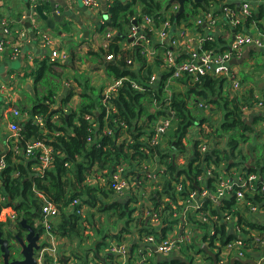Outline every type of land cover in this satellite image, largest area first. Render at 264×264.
<instances>
[{
	"label": "trees",
	"instance_id": "16d2710c",
	"mask_svg": "<svg viewBox=\"0 0 264 264\" xmlns=\"http://www.w3.org/2000/svg\"><path fill=\"white\" fill-rule=\"evenodd\" d=\"M219 1L203 0L202 4H196L187 0L184 3V13L178 17L175 13L167 12L173 5L171 0H130L125 4L111 2L106 9L109 20L105 24L112 31L107 45L109 47L100 48L90 54L99 58L102 55L114 56V63L104 66L105 75L127 79L116 94L104 98L102 85H92L89 77L75 71L70 79L80 88L79 102L75 109L68 113L63 110H50V104L62 85L58 65L46 60L40 64L32 89L26 93L31 94L33 105L26 111L29 119L23 121L19 127L15 143L18 153L11 149L0 153V161H3V167L0 169V195L4 198V201H0V213L4 214V217H0V231L3 238L9 239L15 231L21 232L20 222L23 219L35 232L43 235L45 230L41 223V209L48 202L59 208L58 215L49 220V234L65 242L69 257L80 264H111V245L123 244L127 236L137 235L141 240L148 235L166 237L170 227L181 218L183 206L178 203L177 197H185L187 189L197 190L198 177H202L204 168L210 164L219 167L223 163L227 169L237 167L259 177L253 188L246 190L244 195L252 204L262 202L264 191L261 192L260 189L264 182V148L258 151L256 138L260 131L255 130L254 125L264 121V115L260 113L247 116L241 110L243 105L250 104L253 97L250 95L248 99L244 97L240 100L231 94L224 96L223 91L227 90H224L223 83L228 80L229 75L218 78L204 75L196 81L184 75L171 82L178 88L166 93L165 89H170V85L166 87L170 77L167 72L163 71L158 80L150 82L154 72L158 67L161 68L160 58L155 57L149 61L141 56L139 45H131L128 51L123 52L118 44L123 36L125 38L132 19L138 24L141 16H148L155 26L167 20L170 27H177L182 21L187 27H194L191 21L199 15V11L206 10L210 2ZM229 7L234 10L233 6ZM244 18L247 27L253 23L257 30L264 34L260 23L264 19L262 6L258 8V12L251 11L250 16ZM195 29L201 30V27L196 26ZM210 38L202 42L199 52L210 50L221 53L227 50L220 47L221 43ZM254 54L250 52L249 57ZM260 54L264 56V53ZM73 58L72 55L71 59ZM127 60H130L129 65L126 64ZM132 82L141 90L134 89ZM202 102L209 109L207 115L203 113L204 108L199 106ZM151 108L153 112L150 111ZM216 111L221 115L219 121L213 124L212 114ZM169 114L172 127L164 137L167 147L163 146L164 142L153 146L146 143L147 137L153 133L155 121L160 116ZM54 116H57V119H54ZM37 118L44 121L43 129L36 124ZM205 125L210 129L203 135L211 147L201 154L198 150L199 140L196 138L204 131L201 126ZM197 127L199 131L195 138L190 140L189 148H186L183 141L192 128ZM220 139H223V147H219ZM33 140L41 141L52 150V163L43 171L32 170L36 161L26 160L21 155H24L26 144ZM242 145L246 146L245 151ZM180 156L184 160L182 165L178 164ZM149 159L159 167L154 174L159 176L160 188L152 191L151 209L146 210V215L142 209L134 215L136 209L131 208L128 202H109L107 199L113 192L108 190V187L88 184V179L93 177L92 173H102L108 180L110 174L119 166L124 168V173L130 177V181L137 179L138 174L146 177L143 165L141 169H137L136 165L143 161L148 165ZM181 176L182 190L178 194L175 192V184ZM210 187H213V184ZM234 189L236 190V187ZM235 190L230 193L231 197L224 202L222 208L220 205L223 200L217 202L219 208H216V202L211 199H205L201 203L196 212L201 211L203 215L206 210L211 209V215L215 217L212 221L207 219L201 222L197 219L198 216L188 218L193 219L192 223L205 232L204 242L210 232L208 228L211 229L213 225L223 244L234 238L232 235H226L224 224L219 222L223 217V209L235 206ZM74 199L81 201V207L86 205L89 209L97 208L106 214L111 211L116 215L113 227L117 230L110 232L93 227V235L95 233L98 240L93 247L85 246L92 238L84 235L85 222H90L92 214L77 215L78 206L70 208ZM11 214L15 216L14 221L8 217ZM154 214L158 226L151 223ZM246 226L249 230H257L264 235L262 224L248 223ZM248 231L244 230V236ZM249 240L246 242H252ZM47 244L45 241L43 246L47 247ZM108 245V251L102 257L105 261L102 262L99 258L100 250ZM89 251L93 253V259L88 257ZM61 252L59 246L56 255L60 259ZM204 256L209 259L207 253H204ZM69 257L64 258L68 260ZM47 260L44 259L43 264H47Z\"/></svg>",
	"mask_w": 264,
	"mask_h": 264
},
{
	"label": "crops",
	"instance_id": "0c3cea01",
	"mask_svg": "<svg viewBox=\"0 0 264 264\" xmlns=\"http://www.w3.org/2000/svg\"><path fill=\"white\" fill-rule=\"evenodd\" d=\"M129 1L130 0H97L98 6L94 9H90L79 0H33L30 9H27L26 0H0V43H3L4 46V49L0 51V153L10 150L12 147V140L14 139L11 138V134L8 130L9 110L17 109L20 112L18 119L19 127L23 121L29 119L27 112L22 111L19 104L23 100V94L31 91L36 70L43 61L46 60L48 63H51L49 59L53 58L55 64L59 67L58 70L61 72V75L67 78L62 88H60L58 94L55 96L53 103L50 104V110H63L68 113L72 110L71 108L75 109L79 102L78 93L80 92V88L77 87L70 78L74 72L77 71L91 79L92 73H90L89 70H99L97 73L100 74L104 70L105 63H114L115 59L111 61L106 60L105 57L107 55H102V57L99 58L90 53L98 51L100 48L108 49L109 47H107V45L111 36L108 37V34L111 33L112 35V31L110 27L105 26L106 22L109 20L106 11L107 6L111 2L125 4ZM172 3L173 5L167 10L168 13H173L172 10L175 5L178 7L176 2ZM244 3L250 5L252 12H258V8L261 6L264 8V0H220L219 2H210L206 10H200L199 14H209L213 22H205L198 26L201 27V30L195 29V27H187L185 22L183 23L182 21L177 25L175 33H172L171 26L168 30L166 39L162 41V39L159 38V33L163 23L158 26H155L153 23V30L146 32V38L149 40L152 49L153 47L159 49L162 45L171 48L170 46L173 43L172 50L176 53L178 60H185L189 57L188 54L191 50L200 49L202 41L208 36L212 37V40L221 43V48L226 49L237 34H258L264 38V34L257 30L255 24L252 23L249 27L244 24L245 18L240 14L241 5ZM229 5L233 6L234 10H232ZM36 6H39L42 13L52 21V27H48L46 23L39 18L35 9ZM104 14H106V17H104ZM19 18L22 19L23 23L17 22ZM2 22L10 28L9 33H4L1 26ZM260 23L264 28V19H262ZM25 24H30V27L26 28ZM131 24L133 23L130 22L129 26H131ZM237 25L240 28H237ZM181 29L185 30L183 37L178 36ZM42 34L49 36V43H44L42 41ZM130 40L131 39L127 38V36H125V38L124 36L122 37V40L118 42L121 51L126 52L131 48L133 41ZM71 42H76V45H72ZM68 45L70 46L69 49ZM64 46L68 50H64ZM15 49L17 50L16 54L14 52ZM245 49L246 48H244V50ZM72 55L74 57L84 55L82 59L83 65L80 66L78 62L73 61L74 58L73 60L71 59ZM244 61L249 62L247 67L252 64L258 65L255 62L254 56L248 57ZM258 66L263 67L259 70L258 74L253 73L252 75H248V71L245 68L243 69V77L250 79L246 80L247 84H244L243 91H249V96L251 95L253 97L252 99L264 101V60L262 64ZM162 69V67L160 69L158 67L157 71L154 72L156 80L162 75ZM235 71L237 72L238 70ZM255 76H257L256 82L254 81ZM108 78L112 79L114 76L108 75ZM241 81L243 82L244 80ZM97 85L98 84H96V86ZM102 87H104L105 90V85ZM224 90H226V88H224ZM260 113L264 115V108H254V111L246 113V115L249 116ZM195 136L196 133L194 134V138ZM21 155L25 158L23 154ZM148 161H150V163L146 165L149 169L150 167L152 168V165H154L155 169H159L157 163L153 164L150 159ZM220 165L221 166L216 167L214 164H210L204 168V174L201 178L203 179L205 188H209L211 184L215 186L219 180H228L232 184H237L241 170L237 167L227 169L226 164L223 163ZM143 167L146 169V166ZM91 175L94 179L90 180L89 183L107 188L108 180L103 177L102 173L94 172ZM127 177L129 178V185L121 195L114 194L117 197H114V199L111 200L112 202L120 200L131 204V200L136 196V191L141 188L145 180L150 189L152 188L153 191L156 189L154 180L142 177L139 174L137 179L131 181L130 177ZM140 194L142 199L146 198L144 192H140ZM229 197H231V195L222 199L221 208L224 206V202L228 201ZM253 204L258 208L255 214L251 213L250 208L245 203H238L236 201L235 206L233 205L232 208L223 209V217L219 223L224 224L226 235H232L234 237L226 242V244H223V242L219 240L220 236L216 235L214 225L211 229L208 228L210 232L207 241L204 242L203 236L205 232L192 223L193 219L188 220L187 218L186 221L178 220L175 222L166 233V236L179 239L188 232L187 241L181 243L176 251L162 256L164 259L159 260L157 258L153 246L141 247L140 243H143L141 242L143 239H139L137 235H130L126 237L124 242L128 249L127 256L121 257L109 251V253L113 255V263L111 264H120L123 260L139 263L147 256L148 259L146 260V264H195L196 259L197 263L211 264V258L208 255L209 259L204 256L205 252L202 249L204 246L217 255V264H226L234 257H239L243 260L253 259L259 263L264 259V244L258 242L254 243L253 241L249 242V237L256 238V236L261 233L257 230H249L246 225L248 223H257L264 226V199L259 204ZM216 208H219V203L216 204ZM150 209L151 201L149 196V198H146V210L148 211ZM146 210L144 211L145 215ZM196 211L197 210L192 211L191 218L201 215V211ZM209 220L212 221V217H210ZM154 226H158V222L154 223ZM244 230H249L245 236L243 233ZM212 233H214V235H212ZM41 237L42 248L38 253V264H43V259L41 257L45 256L44 249L46 248L43 246L45 235ZM239 239L249 240L247 242L248 246L244 248L241 245H237L235 241ZM56 241L57 244H62V241H59V239ZM192 244L197 247L195 253L192 252ZM109 245L107 248L102 247L100 250L101 256H99V258H101L102 262L105 261L102 257L104 253L108 251ZM181 246L183 249L180 248ZM57 248L58 245L55 249L57 250ZM140 248H143L144 254L138 253L137 249ZM66 249H68L67 245ZM240 252L243 254L242 256H239ZM61 256L63 264H80L78 261H72L70 259L72 257L65 260L64 256ZM88 257L93 259V255L91 254H88Z\"/></svg>",
	"mask_w": 264,
	"mask_h": 264
},
{
	"label": "built area",
	"instance_id": "2783aa9c",
	"mask_svg": "<svg viewBox=\"0 0 264 264\" xmlns=\"http://www.w3.org/2000/svg\"><path fill=\"white\" fill-rule=\"evenodd\" d=\"M30 3L33 0H29ZM82 4H84L86 7L90 9H94L98 6L97 0H79ZM178 7L175 5L173 7V13L177 12ZM240 14L243 17H248L251 14V7L248 3H244L241 5L240 8ZM18 23L22 22V19L19 18L17 20ZM131 22H135V24H131V26L128 27L126 36L127 38L132 39V45L137 44L140 46V54L142 57H146L149 61L151 59H154L155 57H159L161 60V67L163 68L162 71L167 72L170 77L168 79V82L166 84V87L171 84L173 80H178L182 78L184 75H187L191 77L193 81H196L198 77L209 75L210 77H221V76H228V80L231 82V92L238 93L242 90L244 83L236 78V71L234 70L233 66H228V63L231 59L240 57L241 53L243 52L244 48L248 46H255V47H264V38L261 35L255 34V35H246V34H237L235 35L232 42L229 44L227 50L219 53L214 51H201L199 52L198 49L191 50L189 52V57L185 60H178L176 53L172 50L173 43L169 48L166 45H162L159 49L150 47L149 40L146 38V32L149 30L152 31V22L150 17L148 16H141L140 22L137 24L135 20H131ZM193 26H200L201 24L205 22H213V19L209 14H203L198 15L195 18H193V21H191ZM23 23V22H22ZM163 26L159 33V38L164 41L167 37L168 30L171 28L169 21L162 22ZM4 22L1 23L2 29L4 33H9L10 28L7 25H3ZM179 37H183L185 30L181 29L179 31ZM111 36V33L108 34V37ZM41 39L44 43H49L50 38L49 36L42 34ZM211 39L209 36L205 37L204 40ZM203 40V41H204ZM202 41V42H203ZM4 49L3 43H0V51ZM15 54L17 53V50H14ZM107 61L114 60V56L107 55L106 57ZM49 61L51 63H55L53 58H50ZM126 64H130V60L126 61ZM127 78H112V80L109 83H106L105 90L103 89L102 95L104 98H107L109 95L116 94L118 89L122 86L123 81ZM156 80L155 75H152L150 78V82H154ZM131 86L136 90H141L138 85L132 82ZM165 92L168 93L167 89H165ZM105 101V100H104ZM200 107H203L204 110L208 109L206 105L203 103L199 104ZM254 108H264V101L253 99L250 104H245L241 110L246 115V113H250L254 111ZM20 116V112L17 109H11L9 110L8 115V130L10 132L11 138H14L12 140V147L11 150L15 153H18V149L15 146L16 140L18 138V132H19V126H18V119ZM168 116H160L157 122H155V126L153 129V133L147 137L146 143L153 146L156 144H162L164 142V137L168 130L172 127L171 118ZM90 119V117L88 116ZM54 119H57V116H54ZM36 124L43 129L44 128V121L41 118L36 119ZM109 133V132H107ZM199 140V146L198 150L199 153L204 154L208 151V141L206 139H200L199 136L196 138ZM24 156L26 159L34 160L36 161L33 170L34 171H43L45 170L51 163H52V150L44 145L41 141L33 140L31 142H28L23 150ZM3 167V161H0V169ZM155 170H150L146 165V178L150 180H154L156 189L159 190L160 184H159V176L154 174ZM104 177V176H103ZM94 177H90L88 179V184L90 180H93ZM259 177H257L254 174L247 173L241 170V173L239 175V179L237 184H232L228 180H219L217 184L213 187L205 188V185L203 183V179L201 177H198L199 182V188L197 190L193 189H187V194L185 197H181L180 195L177 197L179 200V204L183 206L182 212H181V221H186L188 216H192V211L197 210L200 208L201 203L205 199H211L213 202H219L224 197H228L230 193L235 190V201L238 203H245L251 210V213L255 214L257 213V206L255 204H251V202L247 201L245 199V191L251 190L254 186V183L256 180H258ZM182 183H183V177L181 176L178 180V182L175 184V192L180 193L182 190ZM129 185V178L124 173V168L122 166L117 167L109 176L108 178V190H111L113 194L121 195L126 187ZM261 192L264 191V182L263 186L260 189ZM0 201H4L3 196L0 195ZM74 206H78V209H76L77 215H83L85 211V207H81V201L74 199L70 203V208L72 209ZM42 215H43V221L41 222L45 233L44 240L48 243L47 247L44 249L45 256L41 257L43 260H47V264H62L60 259L56 255V238L52 237L49 234L50 230V223L49 220L54 218L59 213L58 206L46 202L41 209ZM0 217H4L3 213H0ZM8 217L14 221L15 216L14 215H8ZM212 217V219H215L214 216L211 215V209H208L204 212L203 215L198 216L197 219H199L201 222L207 221ZM228 218V216L226 215ZM158 222L156 214L152 216L151 223L154 225V223ZM186 235L181 236L179 239L176 237H170L166 236L165 238H158L154 237L152 235H148L145 238H143V243L153 246L154 251L160 255H168L174 251H176L181 243H185L187 241L188 232L185 233ZM214 235V233H212ZM254 243L258 242L260 244H264V236H261V234H258V236L249 237ZM55 241V243H54ZM235 243L237 245H241L244 248L248 246L246 240H236ZM110 251L112 253H116L121 257L127 256V246L126 243H123L121 245H114L112 244L110 247ZM138 253L144 254L143 248L137 249ZM143 252V253H142ZM148 255V254H147ZM243 254L240 252L239 256H242ZM143 258V257H142ZM148 256L143 258L139 263L135 262H127L123 260L120 264H146Z\"/></svg>",
	"mask_w": 264,
	"mask_h": 264
},
{
	"label": "rangeland",
	"instance_id": "374dc122",
	"mask_svg": "<svg viewBox=\"0 0 264 264\" xmlns=\"http://www.w3.org/2000/svg\"><path fill=\"white\" fill-rule=\"evenodd\" d=\"M71 43H72V45H76V42H71ZM64 48H65L64 50H68L70 48V46L68 45V49L65 46H64ZM253 56H254V59H255L256 64L261 65L262 62H263V60H264V57L261 54H259V53H256ZM83 57H84V55L75 56L74 57V61L75 62H78V64L80 66H82L83 65L82 64ZM248 64H249L248 61H244L239 66H233L234 67V70H238L236 72V78L238 80L241 81V79H243V76H244L243 75V69L244 68L248 71V75H252L253 73H257L258 74L259 73V70L263 68L261 66L255 65V64H252L249 67H247ZM89 72L92 73L91 74V79L89 78L91 80L90 83L92 85H94V86H96V84H98V86H101V85L103 86V85H106V83H109L110 80H112L111 78H108V75L107 74L105 75V73H104L105 71L104 70L100 74L97 73V72H99V70H95V71L89 70ZM66 80H67V78L65 76L61 75L62 85L60 86V88H62L63 83ZM246 80H250V79L249 78H246ZM246 80L243 81L244 84H247V81ZM254 81L255 82L257 81V76L254 77ZM223 87L226 88V90H227V91H223L224 96H227L228 94H231L232 97L233 96L240 97V100H243L244 97H246L247 99L250 97L249 96V91H243L244 90V86H243V88L241 90L243 92H238V93L231 92V82L229 80H226L223 83ZM60 88H59V90H60ZM173 88H178V87L174 86L173 84H170V89H168V92L171 91ZM59 90H58V92H59ZM58 92H57V94H58ZM23 95H24V97H23V100L20 102L19 107L21 108L22 111H28V109L29 108H32V105H33V102H32V99H31L32 96H31V94H26V93H24ZM232 97H230V98H232ZM71 109L74 110V108H71ZM150 111L153 112V108H151ZM203 113H204V115L209 114V109L204 110ZM220 115H221V113L219 111H216L214 114H212L213 124H216L219 121ZM155 122H157V120ZM260 126H261V128H260ZM254 128L257 131H260V134L256 138L257 139L256 142H257V145H258V151H260V149H263L264 148V133L262 132V131H264V121H262L261 123L258 122L257 124H255L254 125ZM201 129L204 130V131L201 132L200 135H198V136H199L200 139H206L203 134L206 133L207 131H209L210 127H207L205 125L203 127L201 126ZM198 131H199V128L198 127L195 128V129L192 128V131L189 132V134L186 136L185 140L183 141V144L186 146V148H189L190 140L194 139V134L197 133ZM124 137L126 138L127 136L124 135ZM218 143H219V147H223V144H224L223 139H220ZM163 146L164 147H167V140L164 141ZM210 147H211V145L208 142V148L210 149ZM241 147L245 151L246 146L245 145H242ZM183 162H184V160H183L182 156H180L178 158V164L179 165H182ZM249 162H250V160L247 161V163H249ZM141 165H143V166L146 165V161H143L142 163L140 162L139 165H136V168L137 169L138 168L141 169ZM150 169H155L154 165H152V168L150 167ZM155 171H156V169H155ZM143 183L144 184H142L141 188H139L136 191V196H134V198L135 197L136 198L135 199L133 198V200H131L132 203L129 204V206L131 208L136 209V211L134 212V215H136L139 212V209L140 210L142 209L143 211L146 210V198H149V196L151 195V193L153 191V189L152 188L150 189V187L146 184V180ZM145 187H146V189H145ZM140 192H144V194H146L145 195L146 198L142 199ZM114 197H117V196H115L114 194H111L110 198H108L107 200L110 202L112 199H114ZM86 213H91L92 214V217L90 219V222H88V221L85 222L84 235H88L89 237H92V238L86 242V245L85 246H91V247H93L96 244V242L98 240V237L96 238V234L95 233L93 235V232H94V229L95 228L100 229V230L106 229L107 231H110V232H113L114 230H117L116 228L114 229V227H113V222L116 219V215L115 214H112L111 211L106 214V213H103L101 211H98L97 208H91V209H89L85 205L84 216H85ZM189 217H190V215L188 216V218ZM93 227H94V229H93ZM24 238H25V236H24ZM9 241H11V240H9ZM59 241H62V240H59ZM40 243H41V240H40ZM109 243H111V242H109ZM13 245L15 246V244H13ZM57 245H58V247L61 246V250H62L61 253H62V255L64 257H69V250H67L65 248V242L62 241V244H57ZM14 246H12L10 248L11 253H12L11 258H15V257L16 258H19L20 257V254H19L20 248L14 247ZM192 246H193L192 252L195 253L197 251V249H196L197 247L194 244H192ZM180 248L183 249L182 246ZM88 254L93 255V253L91 251H89ZM70 259L72 261H75L76 262V260L74 258H70ZM196 260H195V264H200V263H197ZM1 261H2V258L0 257V262Z\"/></svg>",
	"mask_w": 264,
	"mask_h": 264
},
{
	"label": "water",
	"instance_id": "95a60500",
	"mask_svg": "<svg viewBox=\"0 0 264 264\" xmlns=\"http://www.w3.org/2000/svg\"><path fill=\"white\" fill-rule=\"evenodd\" d=\"M187 0H171V2H176L178 4V10L176 12V17H178L180 14L184 13V3ZM196 4H202L203 0H192ZM31 3L29 0H26V8L30 9ZM36 12L39 16V18L46 23L48 27H52V21L48 19L46 15L42 13L40 10L39 6L35 7ZM104 17H106V14H104ZM135 24V22H133ZM26 28L30 27V24H25ZM176 32V26H172V33ZM132 40V39H131ZM130 40V41H131ZM250 52H255V53H264V47H255V46H248L242 53V55L238 58L231 59L228 63V66H238L241 63L244 62L249 57ZM108 63H105L107 65ZM21 225L23 226L24 230L26 231V236L25 238H17L18 236L16 235L15 238L18 240L19 244V254L21 259H16L11 261V250H10V243L8 239L3 238L2 232L0 231V253H1V258L2 261L0 264H38V253L40 252L42 248V244L40 243V238H42L41 234L39 232H35L34 229L27 225L25 220H21ZM141 247H147L149 245L140 243ZM203 251L207 253V255L211 258V264H217L218 263V257L215 253L211 252L206 246L202 247ZM157 258L164 259L162 257L163 255H160L156 253ZM235 262H239L240 264H263V261H260L257 263L253 259H241L239 257H234L229 260L228 263L226 264H234Z\"/></svg>",
	"mask_w": 264,
	"mask_h": 264
},
{
	"label": "flooded vegetation",
	"instance_id": "af4514ba",
	"mask_svg": "<svg viewBox=\"0 0 264 264\" xmlns=\"http://www.w3.org/2000/svg\"><path fill=\"white\" fill-rule=\"evenodd\" d=\"M21 232H17V231H15L14 232V234L12 235V237L11 238H9L8 240H11V241H9V243H10V248L12 247V246H14L13 244H15V246L14 247H18L19 248V244H18V239L17 238H24V236H26V231L24 230V228H23V226L21 225ZM18 236L17 238H15V236ZM11 256H12V253H11ZM16 259H21V257H19V258H11L10 260L11 261H13V260H16Z\"/></svg>",
	"mask_w": 264,
	"mask_h": 264
}]
</instances>
